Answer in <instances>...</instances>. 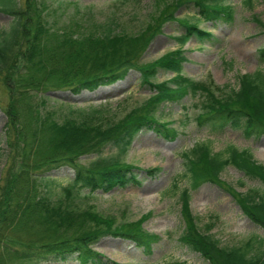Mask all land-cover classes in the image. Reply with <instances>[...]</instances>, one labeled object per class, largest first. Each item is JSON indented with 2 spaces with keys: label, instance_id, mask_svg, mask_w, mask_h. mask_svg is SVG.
Returning a JSON list of instances; mask_svg holds the SVG:
<instances>
[{
  "label": "trees",
  "instance_id": "1",
  "mask_svg": "<svg viewBox=\"0 0 264 264\" xmlns=\"http://www.w3.org/2000/svg\"><path fill=\"white\" fill-rule=\"evenodd\" d=\"M226 1L172 0L152 18L153 23L135 35L108 31L82 38L51 32L39 0H24V9L15 2L8 13L13 24L8 32L0 35V82L10 97L4 109L8 120L4 133L10 143L13 138L22 141L23 156L17 173L8 172L2 187L0 264L69 261L117 264L93 250V245L104 236L128 240L150 254L158 237L143 230L145 217L115 226L113 220L98 216L91 206L82 210L63 204L72 200L73 189H63L62 199L52 201L38 190L44 179L33 174L68 166L75 173L74 187L88 189L89 193L107 194L116 188L139 184L138 168L122 163L120 156L143 129L152 130L165 139L176 137L172 122L160 121L155 115L165 102L180 101L188 94L198 95L201 97V112L195 118L198 127L214 135L230 127L241 130L246 138L264 137V75L258 72L241 75L238 87L228 92L212 83L195 82L181 75V66L186 61L182 45L192 37L201 45L213 39L212 32L200 29L197 22L230 24L233 21V10ZM188 4L195 6L197 14L187 19L175 18L176 11ZM166 10L171 11L163 16ZM168 20L176 21L184 30L175 38L179 44L177 49L155 61L142 63L141 55ZM261 26L264 28V24ZM259 53L263 55L264 50ZM131 69L140 74L141 84L152 94L120 121L103 127L93 125L90 118L82 121L65 118L59 123L53 113L42 114L46 100L41 94L92 92L123 79ZM159 70L172 73V78L156 82ZM19 111L20 117L25 119L21 129ZM110 144L119 154L102 157L103 148ZM86 155L96 158L83 166L79 158ZM183 158L189 183L179 194L184 224L180 244L208 264H264V237L253 236L240 245L222 246L209 233V226H198V218L192 215L189 206L190 193L202 184H225L220 176L226 167L232 166L246 177L264 183V165L258 164L246 149L228 146L224 152L213 153L207 143L194 145L183 153ZM158 171L152 168L147 173L153 175ZM225 185L243 215L264 233V194L257 190L239 193ZM14 243L21 248H14Z\"/></svg>",
  "mask_w": 264,
  "mask_h": 264
},
{
  "label": "rangeland",
  "instance_id": "2",
  "mask_svg": "<svg viewBox=\"0 0 264 264\" xmlns=\"http://www.w3.org/2000/svg\"><path fill=\"white\" fill-rule=\"evenodd\" d=\"M39 1L51 32L82 38L90 34L103 35L108 31L135 35L147 24L153 23L152 18H156L165 9V3L172 0ZM15 2L24 9V0H0V35L8 32L13 24V18L8 13L15 7ZM225 4L233 10V21L230 24L197 22L200 29L212 32L213 39L201 45L192 37L182 45L186 61L181 66V75L195 82L212 83L214 87L228 92L238 87V77L241 75L255 72L264 75V53H259L264 50V28L261 26L264 24V0H227ZM170 11H164L163 16ZM196 14L195 6L188 4L176 11L175 18L187 19ZM183 32L176 21L163 23L140 61L149 63L177 49L179 44L175 38ZM172 76L170 72L159 70L155 81L161 82ZM151 94L150 89L141 84L140 74L131 69L123 79L92 92L52 91L41 94L46 100L41 110L42 114L53 113L54 120L59 123L65 118L77 121L90 118L93 125L106 127L142 106ZM200 101L198 95L194 97L188 94L180 101L161 104L155 115L160 121L173 123L171 127L176 129V137L173 140L165 139L152 130L143 129L120 156L122 163L138 168L139 184L116 188L107 194L100 191L89 193L88 189L74 187V171L63 166L49 172L34 173L44 179L38 190L41 189L52 201L58 202L63 197V189H73L72 200H62L63 204L82 210L91 206L98 216L113 220L115 226L145 217L143 230L158 237L152 244L151 253L145 254L128 240L104 236L93 245V250L110 261L117 264H208L179 242L184 228L179 194L189 183L183 153L199 143H207L213 153L224 152L228 146H233L248 150L258 164L264 165V137L246 138L241 130L230 127L214 135L206 128L198 127L195 118L201 112ZM9 102V92L0 82V199L7 173H17L23 156L22 141L13 138L10 143L4 133L8 121L4 109ZM20 116L19 111V129L24 119ZM118 154L111 144L102 150V157L105 158ZM95 158V155L82 156L79 163L87 166ZM152 168L159 171L150 175L147 171ZM220 179L228 188L233 187L239 193L257 190L264 194V183L246 177L232 166L224 169ZM225 184L205 183L191 192L189 206L192 215L198 218V226H209V233L222 246L240 245L253 236L264 237L263 231L243 215ZM13 247L21 248L17 243Z\"/></svg>",
  "mask_w": 264,
  "mask_h": 264
}]
</instances>
